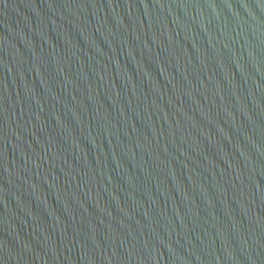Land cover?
Segmentation results:
<instances>
[{"label":"water","instance_id":"95a60500","mask_svg":"<svg viewBox=\"0 0 264 264\" xmlns=\"http://www.w3.org/2000/svg\"><path fill=\"white\" fill-rule=\"evenodd\" d=\"M0 264H264V0H0Z\"/></svg>","mask_w":264,"mask_h":264}]
</instances>
